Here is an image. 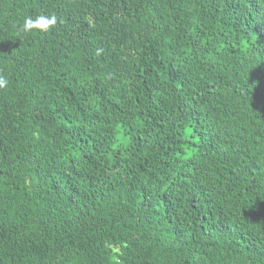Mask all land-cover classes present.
I'll use <instances>...</instances> for the list:
<instances>
[{
    "label": "trees",
    "instance_id": "1",
    "mask_svg": "<svg viewBox=\"0 0 264 264\" xmlns=\"http://www.w3.org/2000/svg\"><path fill=\"white\" fill-rule=\"evenodd\" d=\"M0 75V264H264V0H0Z\"/></svg>",
    "mask_w": 264,
    "mask_h": 264
},
{
    "label": "clouds",
    "instance_id": "2",
    "mask_svg": "<svg viewBox=\"0 0 264 264\" xmlns=\"http://www.w3.org/2000/svg\"><path fill=\"white\" fill-rule=\"evenodd\" d=\"M57 23V17L54 14L46 15L39 14L35 17L25 16L21 24H18L20 31L24 33H30L33 30H39L41 32H48ZM9 81L4 76L0 75V88H6Z\"/></svg>",
    "mask_w": 264,
    "mask_h": 264
}]
</instances>
